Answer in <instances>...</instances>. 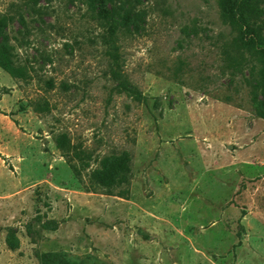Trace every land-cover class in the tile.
Segmentation results:
<instances>
[{
	"label": "rangeland",
	"instance_id": "rangeland-1",
	"mask_svg": "<svg viewBox=\"0 0 264 264\" xmlns=\"http://www.w3.org/2000/svg\"><path fill=\"white\" fill-rule=\"evenodd\" d=\"M131 1L123 25L97 0H0L25 69L0 67V264H264L259 61L217 0ZM110 22L142 102L115 90Z\"/></svg>",
	"mask_w": 264,
	"mask_h": 264
},
{
	"label": "trees",
	"instance_id": "trees-1",
	"mask_svg": "<svg viewBox=\"0 0 264 264\" xmlns=\"http://www.w3.org/2000/svg\"><path fill=\"white\" fill-rule=\"evenodd\" d=\"M101 5L99 15L105 18H119L123 25H127L131 19L138 16V11L128 9L131 7V0H97ZM90 3V0H88ZM256 0H217L221 17L230 26L233 31L231 44L235 53L245 59V54L254 56L259 61L257 70L258 77L254 79V88L261 91V106L264 107V35H262L260 27L257 25V17L261 14V9L257 7ZM104 4H108L106 9ZM110 30V38H107L106 56L111 61L113 67L110 71L111 78L116 82L115 90L117 93H123L132 100L142 102L145 100L144 95L140 92L135 84H133L124 74L122 70V55L119 51V44L116 41V26L111 22L108 25ZM228 52V51H226ZM228 55L229 52L227 53ZM0 67L7 71L12 77H21L25 74V69L18 65L4 49L0 48ZM257 104V101L254 103ZM260 117L264 118V109L260 113ZM57 146H61L60 138L56 139ZM122 166V164H121ZM94 180L100 179L105 181L107 175L105 171L96 170L92 173ZM97 184L101 185L102 182ZM99 185L89 183L85 185L87 191L97 190ZM86 264H89L86 262ZM93 264H105L102 261L94 259Z\"/></svg>",
	"mask_w": 264,
	"mask_h": 264
}]
</instances>
